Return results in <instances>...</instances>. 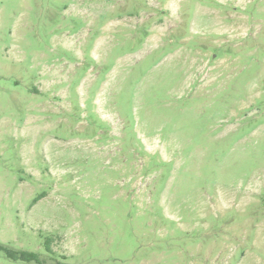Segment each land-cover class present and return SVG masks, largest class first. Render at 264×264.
<instances>
[{"label": "rangeland", "instance_id": "rangeland-1", "mask_svg": "<svg viewBox=\"0 0 264 264\" xmlns=\"http://www.w3.org/2000/svg\"><path fill=\"white\" fill-rule=\"evenodd\" d=\"M0 244L264 264V0H0Z\"/></svg>", "mask_w": 264, "mask_h": 264}, {"label": "trees", "instance_id": "trees-1", "mask_svg": "<svg viewBox=\"0 0 264 264\" xmlns=\"http://www.w3.org/2000/svg\"><path fill=\"white\" fill-rule=\"evenodd\" d=\"M41 197V195H39L37 198H35L33 200V203H35L39 198ZM51 238L50 240H46L47 242H43L44 245V249H46V251L51 252L52 250L50 249V243H51ZM0 251L5 252V254L13 259V260H17V259H22L25 261H36V262H42L43 260L40 259V256L37 252L34 251H20L19 253H13L10 249H8L6 246L1 245L0 244ZM45 262V261H43Z\"/></svg>", "mask_w": 264, "mask_h": 264}]
</instances>
